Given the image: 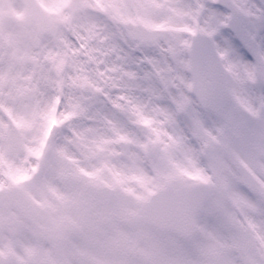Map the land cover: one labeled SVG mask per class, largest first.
<instances>
[{
	"label": "snow or ice",
	"instance_id": "obj_1",
	"mask_svg": "<svg viewBox=\"0 0 264 264\" xmlns=\"http://www.w3.org/2000/svg\"><path fill=\"white\" fill-rule=\"evenodd\" d=\"M0 264H264V0H0Z\"/></svg>",
	"mask_w": 264,
	"mask_h": 264
},
{
	"label": "rangeland",
	"instance_id": "obj_2",
	"mask_svg": "<svg viewBox=\"0 0 264 264\" xmlns=\"http://www.w3.org/2000/svg\"><path fill=\"white\" fill-rule=\"evenodd\" d=\"M15 5H13L12 0H5V8H6V10L8 9L9 6H15Z\"/></svg>",
	"mask_w": 264,
	"mask_h": 264
}]
</instances>
